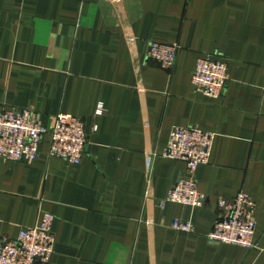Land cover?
Listing matches in <instances>:
<instances>
[{"label":"crops","instance_id":"crops-1","mask_svg":"<svg viewBox=\"0 0 264 264\" xmlns=\"http://www.w3.org/2000/svg\"><path fill=\"white\" fill-rule=\"evenodd\" d=\"M151 43L179 46L173 69ZM205 58L228 67L218 100L192 84ZM13 108L46 127L82 119L89 145L79 165L46 145L30 164L0 159V240L50 214L52 264H264V0H0V111ZM190 127L216 135L198 210L161 205L186 170L162 153ZM241 192L258 206L251 251L207 239L218 202Z\"/></svg>","mask_w":264,"mask_h":264},{"label":"built area","instance_id":"built-area-1","mask_svg":"<svg viewBox=\"0 0 264 264\" xmlns=\"http://www.w3.org/2000/svg\"><path fill=\"white\" fill-rule=\"evenodd\" d=\"M180 48L178 45L151 43L148 58L164 69L174 68ZM229 82L228 67L220 60L197 61L192 84L197 92L212 100L220 99ZM103 114L99 106L97 115ZM97 130L95 127L94 131ZM216 135L197 127L176 128L162 157L186 165L185 175L174 184L161 203L177 204L198 210L204 207L206 195L198 185L197 171L209 164ZM43 145L50 158L70 165H79L89 145V134L84 120L68 114L56 116L51 127L42 124L34 108H13L0 111V159L20 164L35 162ZM218 221L207 235L212 244L237 246L251 251L257 247L258 230L256 201L246 192L232 200L218 202ZM55 218L45 214L40 223L24 229L14 240H0V264H52L56 254ZM172 229L193 233L192 222L175 221Z\"/></svg>","mask_w":264,"mask_h":264},{"label":"water","instance_id":"water-1","mask_svg":"<svg viewBox=\"0 0 264 264\" xmlns=\"http://www.w3.org/2000/svg\"><path fill=\"white\" fill-rule=\"evenodd\" d=\"M86 131H87V133H88V131H89V123H87Z\"/></svg>","mask_w":264,"mask_h":264}]
</instances>
